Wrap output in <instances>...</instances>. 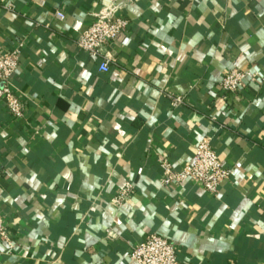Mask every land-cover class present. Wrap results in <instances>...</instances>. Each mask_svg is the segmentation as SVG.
Instances as JSON below:
<instances>
[{"label":"crops","instance_id":"1","mask_svg":"<svg viewBox=\"0 0 264 264\" xmlns=\"http://www.w3.org/2000/svg\"><path fill=\"white\" fill-rule=\"evenodd\" d=\"M107 7L130 26L104 73L76 40ZM0 48L25 108L0 100V264H137L152 235L181 264H264V0H0ZM232 69L259 79L225 96ZM205 138L230 181L165 185Z\"/></svg>","mask_w":264,"mask_h":264},{"label":"built area","instance_id":"2","mask_svg":"<svg viewBox=\"0 0 264 264\" xmlns=\"http://www.w3.org/2000/svg\"><path fill=\"white\" fill-rule=\"evenodd\" d=\"M11 7H9V10ZM61 21L65 15L57 13ZM130 23L123 16H119L114 7H107L93 15L92 25L83 31L76 45L79 50L93 59L101 60V71L107 73L112 61L111 49L116 41L128 33ZM19 51H3L0 48V100L4 101L9 113L15 118L25 115L23 103L13 92L11 80L20 66ZM259 75L250 71L232 69L221 80L220 89L223 95H236L247 86L249 81H257ZM184 104L183 97L172 98L171 106L179 109ZM164 171L165 185L194 183L210 194H217L233 176L234 170L225 165L211 140L203 139L196 147L193 162L178 170L168 159L161 160ZM133 187H127L113 200L121 207L130 197ZM0 243H5L13 249L9 236L6 218L0 212ZM131 260L137 264H181L174 243L159 235H152L145 241L134 246Z\"/></svg>","mask_w":264,"mask_h":264}]
</instances>
